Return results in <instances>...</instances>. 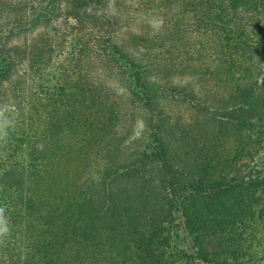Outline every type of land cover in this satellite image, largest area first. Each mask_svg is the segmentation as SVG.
Returning a JSON list of instances; mask_svg holds the SVG:
<instances>
[{
  "label": "trees",
  "instance_id": "1",
  "mask_svg": "<svg viewBox=\"0 0 264 264\" xmlns=\"http://www.w3.org/2000/svg\"><path fill=\"white\" fill-rule=\"evenodd\" d=\"M162 1L0 0V264H264V0Z\"/></svg>",
  "mask_w": 264,
  "mask_h": 264
},
{
  "label": "rangeland",
  "instance_id": "2",
  "mask_svg": "<svg viewBox=\"0 0 264 264\" xmlns=\"http://www.w3.org/2000/svg\"><path fill=\"white\" fill-rule=\"evenodd\" d=\"M109 3L108 8L111 9L113 13H120V24L117 26H120L119 29H116V39L120 42V44H126L129 42L131 44V41L134 39V36L136 37H143V42L140 46H138L136 54L138 56L142 55V53L147 51V48L155 49L157 51L158 42L154 40V35L160 30L161 25L163 23L164 19V5H161L162 0H107ZM117 4H120L121 10H118ZM118 11V12H117ZM148 39V40H147ZM128 41V42H127ZM160 47V44H159ZM158 47V49H159ZM130 49V48H128ZM178 55V54H177ZM55 62L58 61V59H63V54H59L58 57L54 56ZM182 61V59H180ZM52 70V69H50ZM100 70L97 69L95 71L93 68L91 70L90 76L87 78L88 81L92 84V86H97V74ZM168 77L173 81L174 84L177 85H185L186 82H189V79H191V74L188 70H183L177 66L175 68H172L170 72H168ZM107 74V73H106ZM167 75V74H165ZM102 85L105 90H109L110 92H114L115 95H113L114 99L116 97L117 101L120 103H123L121 98V95L124 93L122 90V87L117 82L116 78L111 77L110 75L103 76ZM93 86V87H94ZM112 99V98H108ZM105 101V100H104ZM98 101H95L94 103H98ZM103 102V100H102ZM108 102V101H107ZM90 103V100L87 101V104ZM124 104L121 106L119 105V109L121 110V113L126 111V108H124ZM96 107V108H95ZM97 109V106H93V114L97 115L98 112L95 110ZM175 111V110H174ZM177 114L175 115V119H180L181 122L188 120L193 114H191V111L186 110L184 107L181 108L179 106L176 110ZM172 114H174L172 112ZM125 119V118H124ZM128 119V118H127ZM126 122V121H125ZM131 124L132 131L134 136H137L140 132V129L142 127V123L140 121L136 122H129ZM129 141V140H128Z\"/></svg>",
  "mask_w": 264,
  "mask_h": 264
}]
</instances>
